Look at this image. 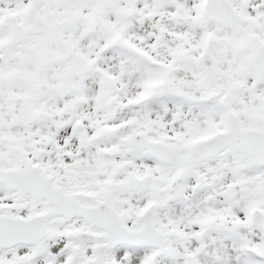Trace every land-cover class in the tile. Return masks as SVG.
Returning a JSON list of instances; mask_svg holds the SVG:
<instances>
[{
  "label": "snow or ice",
  "instance_id": "snow-or-ice-1",
  "mask_svg": "<svg viewBox=\"0 0 264 264\" xmlns=\"http://www.w3.org/2000/svg\"><path fill=\"white\" fill-rule=\"evenodd\" d=\"M0 264H264V0H0Z\"/></svg>",
  "mask_w": 264,
  "mask_h": 264
}]
</instances>
